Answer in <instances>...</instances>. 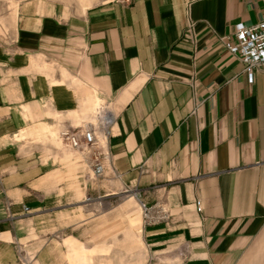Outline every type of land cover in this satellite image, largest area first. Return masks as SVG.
<instances>
[{
    "label": "crops",
    "instance_id": "obj_1",
    "mask_svg": "<svg viewBox=\"0 0 264 264\" xmlns=\"http://www.w3.org/2000/svg\"><path fill=\"white\" fill-rule=\"evenodd\" d=\"M263 14L262 0H0V264H264V67L250 80L222 41ZM99 105L113 122L95 179L58 133ZM142 203L165 217L146 222Z\"/></svg>",
    "mask_w": 264,
    "mask_h": 264
},
{
    "label": "built area",
    "instance_id": "obj_2",
    "mask_svg": "<svg viewBox=\"0 0 264 264\" xmlns=\"http://www.w3.org/2000/svg\"><path fill=\"white\" fill-rule=\"evenodd\" d=\"M263 10H264V0ZM184 37L195 41L194 22L189 19ZM226 48L237 55L245 64V71L250 80H253L256 68L264 67V14L263 17L252 24L238 22L234 25L232 33L222 37ZM97 121L77 127H65L59 135L67 141L71 147L79 150L90 162L95 179L103 177L106 162L111 153L108 147L109 136L113 116L105 111V107H98L96 111ZM90 199L91 197H87ZM199 204V203H198ZM143 216L146 222L156 221L165 217L161 211L142 203ZM27 208V207H26ZM201 210V207L198 206Z\"/></svg>",
    "mask_w": 264,
    "mask_h": 264
},
{
    "label": "rangeland",
    "instance_id": "obj_3",
    "mask_svg": "<svg viewBox=\"0 0 264 264\" xmlns=\"http://www.w3.org/2000/svg\"><path fill=\"white\" fill-rule=\"evenodd\" d=\"M4 15H0V41H2L4 38H6L4 35H2L6 30H9V28L12 26L11 23L7 20H4L2 17ZM105 106V105H104ZM97 111V110H96ZM106 111V108H105ZM96 115V113H95ZM94 122L97 121V116L94 117ZM60 133V131H59ZM58 133V136L60 137ZM20 137V135H19ZM61 138V137H60ZM62 139V138H61ZM68 143V142H67ZM69 144V143H68ZM73 148V147H72ZM127 197V193H122L119 195V197H113L112 199H110L109 201L103 200L101 201V203H99V205L97 206V209H93L91 211L88 212V218L94 219L97 215H102L103 213H105V211L113 206H116L119 202H122L125 198ZM26 264H31V260H21Z\"/></svg>",
    "mask_w": 264,
    "mask_h": 264
},
{
    "label": "bare ground",
    "instance_id": "obj_4",
    "mask_svg": "<svg viewBox=\"0 0 264 264\" xmlns=\"http://www.w3.org/2000/svg\"><path fill=\"white\" fill-rule=\"evenodd\" d=\"M98 107H101L100 105L98 106ZM105 106H103V108H104Z\"/></svg>",
    "mask_w": 264,
    "mask_h": 264
}]
</instances>
